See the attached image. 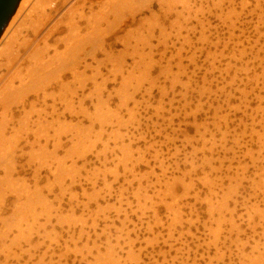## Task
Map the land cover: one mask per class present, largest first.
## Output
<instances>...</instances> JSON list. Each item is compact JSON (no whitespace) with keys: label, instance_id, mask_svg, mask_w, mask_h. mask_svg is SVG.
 Masks as SVG:
<instances>
[{"label":"rangeland","instance_id":"374dc122","mask_svg":"<svg viewBox=\"0 0 264 264\" xmlns=\"http://www.w3.org/2000/svg\"><path fill=\"white\" fill-rule=\"evenodd\" d=\"M189 2L157 39L116 44L63 150L0 139L17 162L0 264H264V0Z\"/></svg>","mask_w":264,"mask_h":264},{"label":"bare ground","instance_id":"6f19581e","mask_svg":"<svg viewBox=\"0 0 264 264\" xmlns=\"http://www.w3.org/2000/svg\"><path fill=\"white\" fill-rule=\"evenodd\" d=\"M189 1L20 0L0 35V131L2 130L0 139L2 142L5 141L10 145L9 147L13 149L12 154L16 150L25 151L28 155H31L35 149H37L35 151L47 152L50 139L53 140L51 147L55 153L63 150L66 144L63 142V137H67L69 122L80 121L86 103L89 102L91 105L92 102L99 100L98 96L101 94L97 92L99 91L97 77L102 72L113 71L117 60L116 44H129V41L135 39L142 41L157 39V34L161 35L165 24L179 19L180 4L182 9L188 12ZM50 41L52 43H49ZM34 43L36 48L32 47ZM125 44L124 46H127ZM148 47L150 49L151 45ZM134 53L140 54L136 51ZM26 65L27 72L25 71L26 74L23 75L26 76L23 77L21 72ZM88 84L89 93L85 94ZM15 93L19 96L23 94L24 99L15 102V98L19 97L12 98ZM11 99L14 102H11ZM14 103L20 106L12 111L10 106ZM7 106L9 113L5 111ZM36 108L40 110L35 111L36 114L33 115L31 111ZM74 126L77 131L76 124ZM6 132L12 135L18 132V139H23L24 145L20 146L17 140H14L13 145L7 138V141L4 140ZM78 132L75 133L76 136H79ZM41 137L44 140L42 145ZM12 154L8 155L10 159L8 161L6 157H4L6 161L0 158V168L6 166V169L10 167L14 171L17 162ZM34 174V178L37 179L39 173ZM260 258L255 256L254 261L257 262L261 260Z\"/></svg>","mask_w":264,"mask_h":264},{"label":"water","instance_id":"95a60500","mask_svg":"<svg viewBox=\"0 0 264 264\" xmlns=\"http://www.w3.org/2000/svg\"><path fill=\"white\" fill-rule=\"evenodd\" d=\"M20 0H0V35L14 14Z\"/></svg>","mask_w":264,"mask_h":264}]
</instances>
